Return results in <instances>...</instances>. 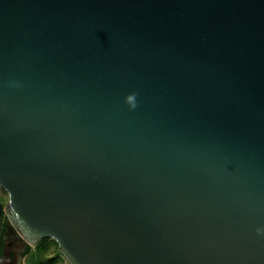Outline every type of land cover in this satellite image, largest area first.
<instances>
[{
  "label": "water",
  "instance_id": "1",
  "mask_svg": "<svg viewBox=\"0 0 264 264\" xmlns=\"http://www.w3.org/2000/svg\"><path fill=\"white\" fill-rule=\"evenodd\" d=\"M0 189V248L264 264V0H0Z\"/></svg>",
  "mask_w": 264,
  "mask_h": 264
},
{
  "label": "trees",
  "instance_id": "2",
  "mask_svg": "<svg viewBox=\"0 0 264 264\" xmlns=\"http://www.w3.org/2000/svg\"><path fill=\"white\" fill-rule=\"evenodd\" d=\"M0 203L5 207L4 198L0 197ZM27 254L26 264H69L60 253L57 243L48 238L41 240L34 247L29 246Z\"/></svg>",
  "mask_w": 264,
  "mask_h": 264
},
{
  "label": "flooded vegetation",
  "instance_id": "3",
  "mask_svg": "<svg viewBox=\"0 0 264 264\" xmlns=\"http://www.w3.org/2000/svg\"><path fill=\"white\" fill-rule=\"evenodd\" d=\"M3 231H5V228H3ZM28 247L23 253H19V241L9 236L0 248V264H25L28 257Z\"/></svg>",
  "mask_w": 264,
  "mask_h": 264
},
{
  "label": "rangeland",
  "instance_id": "4",
  "mask_svg": "<svg viewBox=\"0 0 264 264\" xmlns=\"http://www.w3.org/2000/svg\"><path fill=\"white\" fill-rule=\"evenodd\" d=\"M0 197L4 198V200H5L4 206H6L8 203V196L1 189H0ZM25 264H26V262H25Z\"/></svg>",
  "mask_w": 264,
  "mask_h": 264
}]
</instances>
